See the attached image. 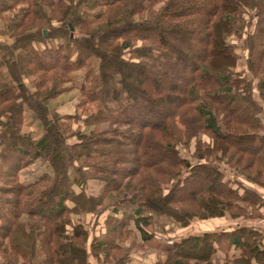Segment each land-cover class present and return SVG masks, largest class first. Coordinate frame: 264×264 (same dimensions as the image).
<instances>
[{"label": "trees", "instance_id": "16d2710c", "mask_svg": "<svg viewBox=\"0 0 264 264\" xmlns=\"http://www.w3.org/2000/svg\"><path fill=\"white\" fill-rule=\"evenodd\" d=\"M0 21L14 39L0 47V264H128L122 241L151 242L155 217L186 229L264 210L243 185L264 189V0H0ZM73 90L87 116L54 114ZM192 146L194 162L182 154ZM108 209L113 237L89 245L73 216ZM231 229L168 241L157 264H264L258 230Z\"/></svg>", "mask_w": 264, "mask_h": 264}, {"label": "rangeland", "instance_id": "374dc122", "mask_svg": "<svg viewBox=\"0 0 264 264\" xmlns=\"http://www.w3.org/2000/svg\"><path fill=\"white\" fill-rule=\"evenodd\" d=\"M12 17H13V13L7 15L6 20L12 19ZM3 23L4 22L0 21V29H1ZM251 30H252V28L250 30H248L247 33L251 32ZM73 32H72V34H73ZM45 33L47 34V31H45ZM0 38L5 39V44L0 45V47L1 46H9L13 43V40H14V39L10 38V36H8L7 34L6 35L0 34ZM232 41L236 44V54L239 56V63H238L237 70L246 71V73H248V70L246 69V61L248 58V51L245 49L244 44L241 40L238 41L236 38H232ZM188 45L191 46L190 49L192 52V61H197L202 55L201 48H196V49L193 48V46L196 45V42L193 39H191L190 42H188ZM1 51L2 50H0V52ZM0 63L3 64L2 63V57H0ZM0 71L2 73L5 72L4 66H2L0 68ZM190 75H191L190 71L184 70L180 77H182V79H186ZM149 81H150L149 84L152 87H158V88L159 87L160 88H168V87H172L175 85L180 86V84L167 83V82H164L161 80L158 81L153 77H150ZM32 91H33V89H32ZM81 100H82V98L80 96V93L77 90H73L72 92H69V93H66V94L60 96V98L56 102H53L54 107H56L54 114H58V115L64 116V117L65 116H73L75 114L83 115V117L87 116L86 113L83 114L82 110L78 108V104ZM175 105H176L175 103L162 105L159 108V110H158L159 114H157V115L162 116V114H164L166 111L171 110ZM60 111H62L64 114L58 113ZM29 114H30V116H29ZM27 115H28V117L26 118V123L28 126H31V124L33 123L32 117H31V112H28ZM262 122L264 123V114L262 116ZM66 125H69V124H66ZM76 130H77V126L74 125L71 132H75ZM208 139H209V137L203 138L204 142H206V143L209 142ZM74 141H75V139H74ZM246 147H248V146H246ZM195 150H196L195 147L192 146L189 150H182V154L184 156H187L188 158H190L192 160V162H194ZM222 166H223L224 171L228 175L227 177H229L230 180H236V178H237L236 174L233 171L229 170V168L224 167V165H222ZM23 181L26 182V180H23ZM245 181H246V179L243 180L244 188L247 187L248 189H250L251 187H248V184L245 185L246 184ZM85 186H86V191H88V193L92 192L93 194H95V193L97 194L100 191L99 190V184L95 183L93 181H89L88 184H86ZM74 189L78 193L81 191V188L79 186H75ZM69 205H71V204H69ZM248 213H250V215H251L250 218H247V219L239 218L238 219L239 221L238 220L235 221V224L241 223L244 226L245 223H250L251 221H254V220H264V210H259L258 211L259 215H257L256 213H253L252 208H249ZM112 214H113L112 210L108 209V210H104L103 212H101V214H89V215L83 216L82 221H79L78 216H73V219H74L76 225L79 222L83 223V225L85 226L86 230L89 233V242L91 243L94 239L99 241V240H106V239L108 240L109 238L113 237V234L111 233V229L114 225L115 216H113ZM219 220H221V219H219ZM223 220H227V221H231V222L234 221L231 217H224ZM155 222L157 224H155V226L152 225L149 228L150 231L152 232V235H153V239L151 240V242H149L147 244H145V243L143 244V243H141L140 239L136 240L135 237H132L130 235L127 238V240L122 241L121 245L124 248H128L131 252H136V253H138L140 251H156V250L160 251L162 249V246L164 243H167L168 241L177 239L176 237H178V234L182 233L183 230H185V229L180 228L179 225H177V224H172L170 222V220L164 216L157 217V218L155 217ZM197 222H202V220L194 219L191 222L190 226L195 225ZM190 226L186 229L190 230ZM133 228H134V226H133ZM258 232H259L260 241H264L263 232L262 231H258ZM244 238H246V240L248 241L247 237H244ZM238 255H239V253H238ZM164 258H165V260L167 259V254H164ZM261 260H262V258L261 257L259 258L257 256V259H254L252 261V264L263 263V262H261ZM1 262L2 261L0 260V263Z\"/></svg>", "mask_w": 264, "mask_h": 264}, {"label": "crops", "instance_id": "0c3cea01", "mask_svg": "<svg viewBox=\"0 0 264 264\" xmlns=\"http://www.w3.org/2000/svg\"><path fill=\"white\" fill-rule=\"evenodd\" d=\"M5 44V39L0 38V45ZM59 111V110H58ZM60 114H64L62 111L58 112ZM71 114V113H70ZM30 116V114H29ZM40 167V163L24 170L22 172V180H31L34 179L36 175H38L35 171ZM247 184V183H246ZM248 186L257 191L261 197L264 198V189L258 186H255L253 184H248ZM115 216L114 214H112ZM219 220V219H210V220H205L202 222H197L195 225L190 226V230H183L182 233L178 234V239L190 236V235H202L204 233L208 232H218V231H223V230H232L231 227L235 225L234 221H227V220ZM135 239L141 241V243L144 244L140 234L137 232L135 235ZM134 240V239H133ZM90 244V242H89ZM165 252L162 251H140L138 253L136 252H131L130 254V259L128 264H157L159 262H162L165 260L164 258ZM102 257V256H101ZM156 261V262H155ZM89 264H104L102 258L99 259L92 254L89 257L88 260Z\"/></svg>", "mask_w": 264, "mask_h": 264}, {"label": "built area", "instance_id": "2783aa9c", "mask_svg": "<svg viewBox=\"0 0 264 264\" xmlns=\"http://www.w3.org/2000/svg\"><path fill=\"white\" fill-rule=\"evenodd\" d=\"M244 226L254 228L264 233V220H254L251 221L250 223H245Z\"/></svg>", "mask_w": 264, "mask_h": 264}, {"label": "water", "instance_id": "95a60500", "mask_svg": "<svg viewBox=\"0 0 264 264\" xmlns=\"http://www.w3.org/2000/svg\"><path fill=\"white\" fill-rule=\"evenodd\" d=\"M71 31H72V32L74 31L73 27H71ZM45 36H46V33H45Z\"/></svg>", "mask_w": 264, "mask_h": 264}]
</instances>
